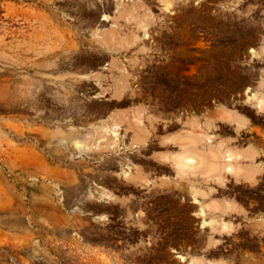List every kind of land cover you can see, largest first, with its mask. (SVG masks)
Here are the masks:
<instances>
[{
    "label": "rangeland",
    "instance_id": "374dc122",
    "mask_svg": "<svg viewBox=\"0 0 264 264\" xmlns=\"http://www.w3.org/2000/svg\"><path fill=\"white\" fill-rule=\"evenodd\" d=\"M0 264H264V0H0Z\"/></svg>",
    "mask_w": 264,
    "mask_h": 264
},
{
    "label": "bare ground",
    "instance_id": "6f19581e",
    "mask_svg": "<svg viewBox=\"0 0 264 264\" xmlns=\"http://www.w3.org/2000/svg\"><path fill=\"white\" fill-rule=\"evenodd\" d=\"M186 154H187V153H186ZM191 156H192V155H191ZM191 156H190V157H191ZM186 159H187V158H186ZM191 159H192V158H191ZM193 193H194V194H193V195H194V199L196 200V199H197V193H196L195 191H194ZM203 211H204V210L201 208V209H200V212H203Z\"/></svg>",
    "mask_w": 264,
    "mask_h": 264
}]
</instances>
